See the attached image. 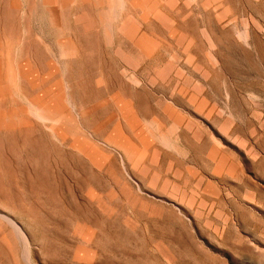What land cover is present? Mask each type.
<instances>
[{
    "label": "rangeland",
    "instance_id": "obj_1",
    "mask_svg": "<svg viewBox=\"0 0 264 264\" xmlns=\"http://www.w3.org/2000/svg\"><path fill=\"white\" fill-rule=\"evenodd\" d=\"M0 264H264V0H0Z\"/></svg>",
    "mask_w": 264,
    "mask_h": 264
},
{
    "label": "bare ground",
    "instance_id": "obj_2",
    "mask_svg": "<svg viewBox=\"0 0 264 264\" xmlns=\"http://www.w3.org/2000/svg\"><path fill=\"white\" fill-rule=\"evenodd\" d=\"M35 107V106H34ZM46 111V110H45ZM25 236V235H24Z\"/></svg>",
    "mask_w": 264,
    "mask_h": 264
}]
</instances>
